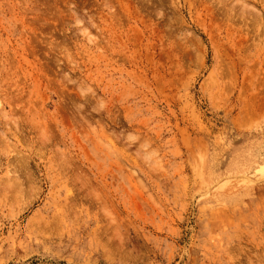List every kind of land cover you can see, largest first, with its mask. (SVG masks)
<instances>
[{
    "label": "rangeland",
    "instance_id": "1",
    "mask_svg": "<svg viewBox=\"0 0 264 264\" xmlns=\"http://www.w3.org/2000/svg\"><path fill=\"white\" fill-rule=\"evenodd\" d=\"M0 264H264V0H0Z\"/></svg>",
    "mask_w": 264,
    "mask_h": 264
}]
</instances>
